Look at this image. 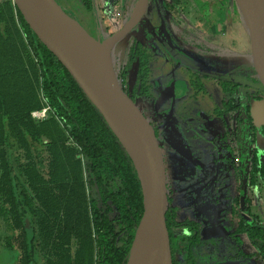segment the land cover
<instances>
[{
	"label": "trees",
	"instance_id": "1",
	"mask_svg": "<svg viewBox=\"0 0 264 264\" xmlns=\"http://www.w3.org/2000/svg\"><path fill=\"white\" fill-rule=\"evenodd\" d=\"M79 1L93 25L96 13L100 16L105 38L121 28L115 21L119 0ZM151 59L152 52L132 37L116 76L145 117L137 101L153 97ZM131 66L135 80L128 89ZM221 84L231 93L237 87ZM249 97L232 107L240 109L238 121L248 132L250 184L264 186ZM259 132L264 139V130ZM142 210L135 168L102 115L15 3L0 0V220L8 226L5 245L15 253L12 264H126ZM238 224L244 233L239 243L264 248L261 225ZM166 227L174 264L182 240L189 257L197 226L175 220L167 209Z\"/></svg>",
	"mask_w": 264,
	"mask_h": 264
},
{
	"label": "rangeland",
	"instance_id": "2",
	"mask_svg": "<svg viewBox=\"0 0 264 264\" xmlns=\"http://www.w3.org/2000/svg\"><path fill=\"white\" fill-rule=\"evenodd\" d=\"M55 1L90 36L100 42L105 39L104 24L97 13L94 26L79 0ZM119 1L120 10L115 21L122 27L139 0ZM164 2L169 14L159 21L155 19L163 13V4L150 0L145 18L114 44L111 62L119 76L126 59V46L132 37L140 39L152 52L149 82L153 85V97L140 98L137 102L158 131L167 208L177 221L190 219L207 225L212 213L216 214L215 210L223 213L233 207L238 217L264 225V186L258 184L250 189L254 197L247 203L254 217L246 209L248 194L244 189L241 193L236 183L248 177L251 148L248 132L237 123L235 155L230 152L234 139L226 132L235 126L236 115V110H228L227 106L251 95L248 105L260 136L258 155L264 163V139L259 132L264 130V88L253 68L252 39L239 5L236 0ZM128 77L130 89L135 80L133 66ZM221 80H234L238 85L236 91L222 89ZM217 110L224 114L216 115ZM39 115L44 116V113ZM231 166L235 170H230L229 174ZM224 167L228 169L224 171ZM224 175L227 178H223ZM7 227V223L0 220V264H12L15 254L5 245ZM224 243L220 248L236 250L227 239ZM212 244L202 239L192 247L195 264H219L223 260L218 253L219 240ZM175 258L177 264H187L184 252L177 253Z\"/></svg>",
	"mask_w": 264,
	"mask_h": 264
},
{
	"label": "water",
	"instance_id": "3",
	"mask_svg": "<svg viewBox=\"0 0 264 264\" xmlns=\"http://www.w3.org/2000/svg\"><path fill=\"white\" fill-rule=\"evenodd\" d=\"M37 38L73 76L102 115L135 168L142 194V215L126 264H172L166 227L167 190L163 157L148 119L120 87L111 62L114 44L140 21L148 0L135 17L102 42L90 36L55 0H12ZM252 39L254 71L264 88V0H236ZM149 252H136L139 234Z\"/></svg>",
	"mask_w": 264,
	"mask_h": 264
},
{
	"label": "flooded vegetation",
	"instance_id": "4",
	"mask_svg": "<svg viewBox=\"0 0 264 264\" xmlns=\"http://www.w3.org/2000/svg\"><path fill=\"white\" fill-rule=\"evenodd\" d=\"M157 1H159L160 3L163 4V6H162L163 13L161 14L159 19L157 17L155 20L161 21L164 18L163 15L169 14L168 13L169 10L166 11L167 4H166V2H164V0H157ZM148 4H150V0L147 1V8H148ZM138 5L140 6V3H138L136 5V7ZM147 8H146V11H147ZM146 11H145L144 15L141 17V19L143 17L145 18ZM68 14L70 15L69 12H68ZM70 16H72V15H70ZM156 25H158V22H157ZM158 26H160V24ZM163 32L165 33V39H166V32H165L164 29H163ZM144 46L147 48V46L145 44H144ZM189 58H191V57H188L187 59L189 60ZM195 59H197V58H195ZM190 64H192L191 61H190ZM230 81L234 82L236 84V82L234 80H230ZM221 82H223V80L220 81V85H221ZM237 87H238V85H237ZM237 87H235V91H236ZM238 102H239L238 100H235V102L231 106H227L228 110L230 108L233 109V110H236V115L234 117L235 126L231 127V128L229 127L228 130L226 131L227 132V136H229L230 138L234 139L233 142L235 141L236 134H237V126L236 125H237V123L239 125L241 124L238 121V118H237L238 117V111H240V109H238L237 107L236 108L232 107L233 105H236ZM215 111H216V109H215ZM217 111L218 112H216V115H218V116H220V115L222 116L224 114L220 110H217ZM149 123H150V121H149ZM150 125L153 127V130L155 131V133H156L155 135L157 137L158 136L157 129L152 125V123H150ZM218 148H220V147H218ZM160 150H161V148H160ZM230 152H232V154H234V155L237 153L236 142L233 143ZM231 168L232 169L229 168V174H230V170H232V171L235 170V168H233V166H231ZM221 169L223 171V168H221ZM227 169H225V167H224V171H226ZM218 177L219 176L217 175V178ZM223 178H227V175H224ZM236 183H238V185H240V190L239 191L241 193H242V190L244 189L246 195L248 194V196H246V198H245V201H246V204H247L246 209L251 214L252 212H251V209H250V206H249L250 203L248 204L247 201H248V199H250V197H254V193H252L250 189L252 187H254V185L258 186V184L259 185L261 184L263 186V184L261 182L260 183L256 182L254 185L250 184L249 177H247L246 180L245 179L240 180V182L236 181ZM166 190H167V188H166ZM248 190H249V192H248ZM167 200H168V197H167ZM215 213L216 214H214V212L212 213L213 214V216H211L212 220H210L207 225H203L200 221L185 219V220H189V221H192V222L196 223L197 232H198V240L195 243L192 244L190 252H189V257L187 256L186 252L183 249V246L187 245V242L184 241V240L180 241L179 245H180L181 248H179L175 252L174 264H177L175 256L179 252H184V254L186 255L187 264H195L194 259H193V255H192V247L195 244H198L202 239L204 241H208L209 245H213L212 244L213 242L216 243V240H219L220 246H219V249H218V253H219V257H221L223 259V260L219 261V264H264V256H263L264 248H259V245L257 244V242H254V241H248V242H245V243H239L236 240V238L238 236H241V235L244 234V233L243 234L240 233L241 232V230H240L241 228L239 227V224H238L240 220H244L247 224H250L249 226L245 227L246 229L251 228L253 224L254 225H260V224L252 222V221H250V222L246 221L245 218L242 217V216L238 217V212H237L236 208H233V207H231V209L228 212L219 213V210L217 209V210H215ZM251 215L254 216L253 214H251ZM182 221H184V220H182ZM261 226L264 228V225H261ZM226 239H227V242L230 243L231 246L234 245V247L236 249L235 251H233L232 249H231L232 250L231 251L230 249L228 250L227 248H224V249L220 248L221 246H223L225 244L224 242L226 241ZM182 242H184L183 245H181ZM213 248H215V247H213ZM172 264H173V262H172Z\"/></svg>",
	"mask_w": 264,
	"mask_h": 264
},
{
	"label": "bare ground",
	"instance_id": "5",
	"mask_svg": "<svg viewBox=\"0 0 264 264\" xmlns=\"http://www.w3.org/2000/svg\"><path fill=\"white\" fill-rule=\"evenodd\" d=\"M141 1V0H140ZM140 1H138V3H140L141 4V2ZM138 3H136V5L138 4ZM139 8H140V6L138 5L137 7L135 6L134 7V9H133V17H135L136 15H137V13H138V11H139ZM102 42V41H101ZM150 247H151V245H150V242L148 241V239H147V236H145L144 234H142V232H140V234H139V241H138V243H137V245H136V252L137 251H142V252H149L150 251Z\"/></svg>",
	"mask_w": 264,
	"mask_h": 264
}]
</instances>
